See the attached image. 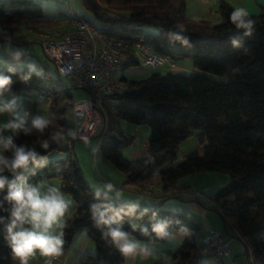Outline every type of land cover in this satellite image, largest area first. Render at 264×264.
I'll return each mask as SVG.
<instances>
[{
  "label": "trees",
  "instance_id": "trees-1",
  "mask_svg": "<svg viewBox=\"0 0 264 264\" xmlns=\"http://www.w3.org/2000/svg\"><path fill=\"white\" fill-rule=\"evenodd\" d=\"M82 4L101 21L95 27L106 36L148 44L169 64L187 58L192 61L186 73L173 71L170 66L165 72L144 67L150 71L144 77L117 78L129 88L106 99L107 127L98 144L100 154L125 173V186L145 189L155 183L165 198L176 196L165 193L180 188L191 193L189 187L177 185L182 176L201 171L227 174L229 182L210 197L211 206L220 212L224 228L228 224L242 239L252 264H264V6L258 13L249 14L254 24L252 34L245 35L244 29L231 23L229 17L235 8L224 0L218 5V23L189 19L185 0H82ZM59 24V18H44L43 7L35 0L0 2L1 39L12 40L22 28L39 31ZM169 32H180L188 43L170 40ZM135 65L142 67L132 59L121 68ZM0 75L11 76L12 91H41L49 100V126L42 133L34 129L28 135L21 132L15 142L47 158L45 166L28 173V182L58 178L62 190L74 201L73 212L64 218V244L59 256L71 247L77 234L84 232L95 251L78 264H124V255L103 237L92 219L91 205L124 211L131 206L110 197L96 200L95 190L85 180L71 144L74 140L69 137L74 102L70 88L60 77L40 75L26 67L0 69ZM121 119L149 126L145 155L130 159L122 154L135 136L119 127ZM58 134L63 139H53ZM191 135L197 146L177 160L179 144ZM55 151L65 155L53 158L50 155ZM3 195L0 193V199ZM0 215L8 213L0 210ZM120 223L124 231L146 242H161L181 232L183 237L172 262L161 264H202L211 256L201 252L202 242L195 238L201 226L186 211L158 206L150 211L135 209ZM157 224L166 225V234L153 231ZM6 235L0 225V264H12ZM217 263L225 264L223 258Z\"/></svg>",
  "mask_w": 264,
  "mask_h": 264
},
{
  "label": "clouds",
  "instance_id": "clouds-1",
  "mask_svg": "<svg viewBox=\"0 0 264 264\" xmlns=\"http://www.w3.org/2000/svg\"><path fill=\"white\" fill-rule=\"evenodd\" d=\"M229 19L237 29H244L245 35L252 34L254 21L247 9L235 8ZM168 36L172 41L188 43V39L180 32H169ZM11 86V76L0 75V114L7 113L11 116L7 122L0 123V193H4L0 199V210L8 213L7 216L0 215V225L6 229L5 239L13 258L18 260L19 264H29L30 258L37 252L44 257H56L61 254L64 244L63 232H57V229L64 227V217L70 201L59 187L45 188L43 185L28 182L27 173L45 166L47 158L38 155L34 149L18 145L15 137L21 132L25 135L31 134L33 129L42 133L51 121L38 115L31 118V127H28V113L21 115L18 112L17 99L12 94ZM5 132L10 134L5 135ZM57 138L63 139V135L53 137ZM43 146L48 147L47 143ZM113 191V185L108 183L104 185L103 190H95V198L98 201L101 197L106 199ZM91 209L92 219L102 230L103 237L110 239L122 255H135L139 244L122 229L120 223L125 215H131L135 211V207L124 211L93 203ZM165 228L166 225L157 224L153 231L164 235Z\"/></svg>",
  "mask_w": 264,
  "mask_h": 264
},
{
  "label": "crops",
  "instance_id": "crops-1",
  "mask_svg": "<svg viewBox=\"0 0 264 264\" xmlns=\"http://www.w3.org/2000/svg\"><path fill=\"white\" fill-rule=\"evenodd\" d=\"M222 0H200L196 7L185 6V15L191 20H206L209 23H218L221 19L220 14L218 12V5ZM232 5L234 8L243 7L248 10L249 14L258 13L260 11L261 6H264V0H224ZM1 2V0H0ZM67 15L63 16L66 17ZM61 17V20L62 18ZM57 18V17H54ZM60 20V19H59ZM27 30L25 28L20 29L12 40H6L0 38V69L4 70H13L18 67H26L27 65V54L30 55L31 52L29 50V45L31 42L37 41L40 44L45 40H58L61 38L62 33L65 31L66 26L61 24L51 29H42L39 31L27 30L29 32H34L39 34L38 39H31L27 34L19 35L21 30ZM1 35V30H0ZM22 44H27V46H23ZM42 45V44H41ZM173 67L170 68L176 72H189V68L186 64L182 63H172ZM165 63L160 64L157 68L164 66ZM135 65L133 67L143 68L139 71L133 72L134 78H140L141 76H146L150 71L144 69V66ZM131 67V66H130ZM47 71V69H45ZM45 75H47L45 73ZM48 76V75H47ZM139 76V77H138ZM88 93V92H87ZM12 94L15 95L17 99V110L23 115L28 113V125H30V120L35 116H43L47 117L50 114L49 110V100L46 94L41 91L36 90H22V91H12ZM88 95V94H87ZM84 98V97H83ZM77 101V100H75ZM11 116L7 113L0 114V123H5ZM73 120V117L71 118ZM5 135L10 134L9 132H5ZM134 142V141H133ZM74 148V143H72ZM98 142L96 143V147H98ZM133 144V143H132ZM131 144V145H132ZM129 145V146H131ZM127 147V146H126ZM146 153V141L144 142L142 148L140 150L134 149L132 151L133 158H137L145 155ZM54 153H51V157L53 158H61L62 156H54ZM95 154V153H94ZM49 156V157H50ZM102 156V155H101ZM103 157V156H102ZM132 158V159H133ZM106 160V159H105ZM82 172L85 180L90 185L93 190L96 189H104V185L111 183L113 185L114 191L109 193L108 197L112 200L118 201L120 203L139 207L143 202L140 199H137L133 193L132 189L139 193H146L144 190L147 189H137L133 186H125L124 179L125 173L116 168L109 161H97V154H95V160L89 161V164L84 162L82 164ZM30 172V171H29ZM210 173V172H209ZM198 174L200 176H208L206 172H195L189 175H186L185 179L177 182V185L180 187L187 186L188 189H191V186H194L195 183L192 180L191 176H195ZM28 175V173H27ZM215 175H211V178ZM187 178V179H186ZM218 178V177H214ZM226 180V179H225ZM39 185H43L45 188L49 186L59 187L61 192H63L66 198L70 201V206L68 212L65 217L70 215L74 209V201L70 194L63 191L61 188V181L58 178H51L42 182L37 183ZM34 184V185H37ZM154 184V183H150ZM218 185V184H217ZM217 185L213 186L218 187ZM222 185V184H221ZM153 187H157L159 191L153 192V196L159 198L162 197L163 193L160 187L156 184ZM202 190H207L208 186H201ZM220 187V186H219ZM153 189V188H152ZM180 190H183L180 188ZM184 192V191H183ZM162 193V195H161ZM194 210L200 211L202 215H204L205 226L211 227L209 222L205 219L204 211H201L199 207L190 204ZM64 217V218H65ZM211 230V229H209ZM63 231L62 229H57V232ZM136 242H138L139 247L135 255L132 256H124V264H161V263H170L173 260L172 254L178 248L181 243L183 234L181 232H175L165 240L161 242H146L141 241L130 235ZM202 242V241H201ZM227 242V241H225ZM228 243V242H227ZM229 246V245H228ZM95 246L91 238L84 232L77 234L71 244V247L61 256L54 259L50 264H78V262L87 254L94 253ZM12 264H19V261L14 259L11 254ZM46 257L41 256L39 252H37L32 258L29 260V264H48L45 262Z\"/></svg>",
  "mask_w": 264,
  "mask_h": 264
},
{
  "label": "built area",
  "instance_id": "built-area-1",
  "mask_svg": "<svg viewBox=\"0 0 264 264\" xmlns=\"http://www.w3.org/2000/svg\"><path fill=\"white\" fill-rule=\"evenodd\" d=\"M61 23L66 26L61 38L43 41V51L60 76L88 91L86 97L73 102V126L69 137L73 140L97 137L99 143L107 127L106 99L129 88L126 82L115 77V73L132 59L150 69L168 61L148 44H131L106 36L77 13L63 17ZM169 66L172 68L173 64ZM154 185L150 184L148 188L152 189ZM178 192L173 190L165 194ZM194 195L202 198L200 192ZM202 245L201 252L217 261L230 254L228 243L216 230L204 235ZM57 257H46L45 262L50 264Z\"/></svg>",
  "mask_w": 264,
  "mask_h": 264
},
{
  "label": "rangeland",
  "instance_id": "rangeland-1",
  "mask_svg": "<svg viewBox=\"0 0 264 264\" xmlns=\"http://www.w3.org/2000/svg\"><path fill=\"white\" fill-rule=\"evenodd\" d=\"M35 1L40 5H42L43 17L47 19H53L54 17H57L60 19L59 25L63 24L61 23L62 22L61 17L65 15H71L74 12L81 15L84 19H86L88 22H90L96 27L101 25V21L95 16V14L90 9L86 8L82 4V0H35ZM185 1L187 3V6H189L188 8L190 7L192 8V7H196L200 0H185ZM21 34L22 35L27 34V36H29V38L31 39L39 38L38 37L39 34H36L34 32H29L24 29L19 32V35ZM41 44L37 41L30 43L28 47L31 54L30 55L27 54L28 61H26L27 62L26 66L28 68L33 69L37 74L40 75H44L46 73L48 76L54 78L60 77V81L62 82V84L70 88L74 101L86 97L88 94L86 90L75 87L74 85H72V83L68 78L64 76H60L58 74L55 64L45 55ZM22 45L27 46V44H22ZM178 63L186 64L187 67L189 68L188 70H191L192 68V61L190 58L179 60ZM45 69H47V71ZM141 69L143 68L127 66L119 69L115 73V77L119 78L121 76H125L130 78L133 76V72L139 71ZM13 70H9V71H13ZM168 70H170L169 63L166 62L164 66H161L155 69L154 71L165 72ZM3 71H7V70L4 69ZM67 118L68 121L71 122L72 124V120L70 119V116H68ZM119 127L135 136L133 144L131 146L124 147L122 149V154L126 158L131 159L133 158L132 151L134 149L140 150V148H142L149 133V126L146 123H141L137 126L134 123H130L121 119L119 121ZM97 142H98L97 137L74 140L73 142L74 152L81 170L83 168L82 164H84V162L89 164V161L95 160V154H97V161H100V159H103V161H107L101 156L100 148L98 149V147H96ZM195 146H197V140L194 135H191L187 137L185 140H183L178 146L177 160H180L184 154H186L191 148ZM53 155L64 156L65 153L62 151H55ZM206 173H208L206 174L208 176L205 177L200 176L198 174H195V176H191L193 182L195 183V185L191 186V189H189L191 193H186L185 191L183 192V190H181L178 193H176V196L174 197L165 198L163 196L157 198L153 196L152 194L153 192H156L157 190L159 191L157 187H153V189H149V188L145 189L144 191L146 193H139L132 189L133 193L136 194H131V195H135L137 199L139 200L141 199L143 202L141 205H139L140 208L135 207V209L150 211L158 206L163 210H170L173 212L186 211L201 226V228L196 232L195 235V238L198 243H201L203 236L208 231H210L209 229L219 231L223 234L224 240L228 242L229 250H230V254L228 256L223 257V261L225 262V264H252L251 254L249 251H247L242 239L237 236L236 231L228 224L226 225V228H224L223 220L220 215V212L211 206L212 202L210 201V197H212L219 188H221L222 186H224L229 182V176L227 174L219 173V172H210V173L206 172ZM211 175H215V176L211 178ZM185 177L186 176H182L181 178H179V182L185 179ZM214 177H218V178H214ZM215 185H217L218 187H214L213 189V186ZM201 186H208V189L202 190ZM196 192H200L202 198L196 197L194 195ZM191 203L199 207L201 211H204L205 219L209 222L211 227L205 226L204 215H202L200 211L194 210L193 207H191L190 205ZM202 264H218V263L213 256H208L203 259Z\"/></svg>",
  "mask_w": 264,
  "mask_h": 264
}]
</instances>
